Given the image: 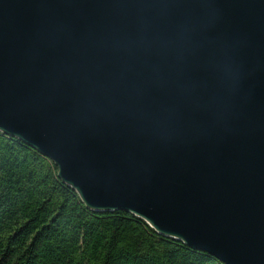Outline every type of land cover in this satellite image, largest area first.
<instances>
[{
    "label": "water",
    "instance_id": "obj_1",
    "mask_svg": "<svg viewBox=\"0 0 264 264\" xmlns=\"http://www.w3.org/2000/svg\"><path fill=\"white\" fill-rule=\"evenodd\" d=\"M0 132L92 212L264 264V0H0Z\"/></svg>",
    "mask_w": 264,
    "mask_h": 264
},
{
    "label": "trees",
    "instance_id": "obj_2",
    "mask_svg": "<svg viewBox=\"0 0 264 264\" xmlns=\"http://www.w3.org/2000/svg\"><path fill=\"white\" fill-rule=\"evenodd\" d=\"M0 264H223L125 212L90 211L55 164L0 132Z\"/></svg>",
    "mask_w": 264,
    "mask_h": 264
}]
</instances>
